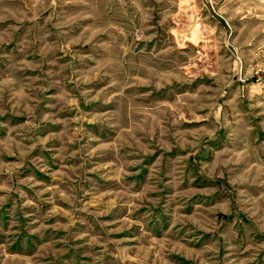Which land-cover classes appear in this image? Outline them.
Segmentation results:
<instances>
[{"label": "rangeland", "instance_id": "374dc122", "mask_svg": "<svg viewBox=\"0 0 264 264\" xmlns=\"http://www.w3.org/2000/svg\"><path fill=\"white\" fill-rule=\"evenodd\" d=\"M0 264H264V0H0Z\"/></svg>", "mask_w": 264, "mask_h": 264}]
</instances>
